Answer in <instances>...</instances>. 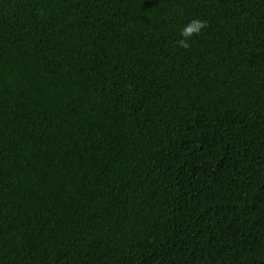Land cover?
<instances>
[{"label":"trees","instance_id":"16d2710c","mask_svg":"<svg viewBox=\"0 0 264 264\" xmlns=\"http://www.w3.org/2000/svg\"><path fill=\"white\" fill-rule=\"evenodd\" d=\"M0 264H264V0H0Z\"/></svg>","mask_w":264,"mask_h":264},{"label":"clouds","instance_id":"9594fccd","mask_svg":"<svg viewBox=\"0 0 264 264\" xmlns=\"http://www.w3.org/2000/svg\"><path fill=\"white\" fill-rule=\"evenodd\" d=\"M203 23L198 20L191 21L188 25H186L183 29H181L180 35L183 39L178 41V44L181 47H187L186 40L188 37H191L194 33H198L201 28H203Z\"/></svg>","mask_w":264,"mask_h":264}]
</instances>
